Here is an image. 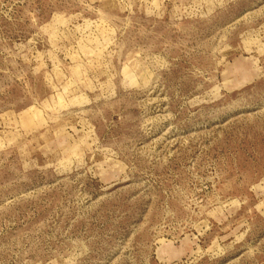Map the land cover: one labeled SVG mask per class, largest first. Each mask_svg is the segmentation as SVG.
Here are the masks:
<instances>
[{
	"label": "rangeland",
	"instance_id": "rangeland-1",
	"mask_svg": "<svg viewBox=\"0 0 264 264\" xmlns=\"http://www.w3.org/2000/svg\"><path fill=\"white\" fill-rule=\"evenodd\" d=\"M0 264H264V0H0Z\"/></svg>",
	"mask_w": 264,
	"mask_h": 264
}]
</instances>
